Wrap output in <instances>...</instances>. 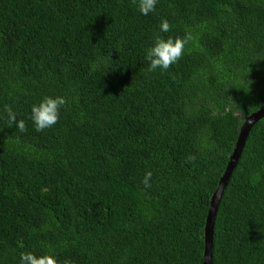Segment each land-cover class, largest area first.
Returning <instances> with one entry per match:
<instances>
[{
  "label": "trees",
  "instance_id": "1",
  "mask_svg": "<svg viewBox=\"0 0 264 264\" xmlns=\"http://www.w3.org/2000/svg\"><path fill=\"white\" fill-rule=\"evenodd\" d=\"M162 19L164 38L191 40L168 71L149 72ZM44 96L67 104L36 132L30 108ZM263 108L264 0H159L148 16L133 0H0V264L24 251L57 264H203L211 196L242 123ZM93 232L101 255L83 252ZM212 245L210 264H264V118Z\"/></svg>",
  "mask_w": 264,
  "mask_h": 264
},
{
  "label": "clouds",
  "instance_id": "2",
  "mask_svg": "<svg viewBox=\"0 0 264 264\" xmlns=\"http://www.w3.org/2000/svg\"><path fill=\"white\" fill-rule=\"evenodd\" d=\"M139 13L143 16H148L150 13H155L156 6L159 0H133ZM171 24L167 19H162L158 32L154 34L151 46L145 49L144 59L148 63V71L166 72L170 66L177 64L184 52L185 45L191 40L190 34H185L183 37L164 38L160 33H168L171 30ZM67 104L64 96H44L40 101L33 103L30 108L29 119L36 132H43L52 129L61 118V109ZM4 111L7 114L10 124H14L19 132L27 131L24 120H17V113L11 105H6ZM195 160V156L186 158V162ZM152 172L146 171L143 178L145 188L151 187L150 181ZM205 238V237H204ZM83 252L101 255L104 253L103 242L96 233H90L82 244ZM19 264H57L56 257L51 254L37 255L35 252L24 251L19 254ZM64 264H72L70 260H65Z\"/></svg>",
  "mask_w": 264,
  "mask_h": 264
},
{
  "label": "water",
  "instance_id": "3",
  "mask_svg": "<svg viewBox=\"0 0 264 264\" xmlns=\"http://www.w3.org/2000/svg\"><path fill=\"white\" fill-rule=\"evenodd\" d=\"M264 118V109H260L254 113H252L249 117H247L242 123L237 140L235 142V147L231 156L229 157V161L226 165L225 171L223 175L220 177L218 185L213 192L209 208L207 211L206 219H205V227H204V250H203V264H210L211 256H212V239H213V227L214 220L217 213L218 205L220 203L221 197L223 195L224 189L230 179V175L236 166V163L242 153V150L245 146L247 137L252 129V127L258 123L261 119Z\"/></svg>",
  "mask_w": 264,
  "mask_h": 264
},
{
  "label": "rangeland",
  "instance_id": "4",
  "mask_svg": "<svg viewBox=\"0 0 264 264\" xmlns=\"http://www.w3.org/2000/svg\"><path fill=\"white\" fill-rule=\"evenodd\" d=\"M149 46H151V45L149 44L148 47H149ZM148 47H145V49L148 48ZM145 49H144V55H145ZM263 109H264V108H263Z\"/></svg>",
  "mask_w": 264,
  "mask_h": 264
}]
</instances>
